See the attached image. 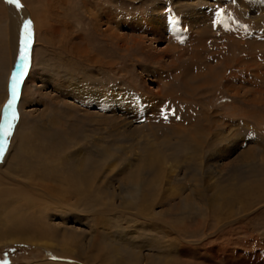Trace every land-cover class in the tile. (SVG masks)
<instances>
[{"label": "rangeland", "instance_id": "rangeland-1", "mask_svg": "<svg viewBox=\"0 0 264 264\" xmlns=\"http://www.w3.org/2000/svg\"><path fill=\"white\" fill-rule=\"evenodd\" d=\"M159 2L178 20L197 13L190 14L181 39L155 42L183 55L152 80L147 55L103 40L99 32L109 24L104 17L96 26L94 14L115 10L130 19L134 11H145L148 18ZM43 3L46 18L39 20L48 26L39 34L50 42H37L34 30L32 55L40 49L37 67L51 77V91L44 98L33 93L32 107H26L0 161V185L17 187L28 163L41 178L53 179L59 192L56 183L65 179L72 187L82 184L83 194L65 195L62 202L47 196L52 209L38 220L46 221L57 243L1 244L0 264H264V0H194L182 7L173 0ZM30 16L25 21L30 18L34 28L37 20ZM5 23L0 20V40L8 35L7 41ZM189 34L202 40L194 42ZM69 37L78 51L71 52ZM83 47L89 58L79 56ZM11 50L0 46V96ZM211 68L218 76L207 81ZM71 78L82 88L117 87L138 96L162 91L160 105L131 120L73 98L78 95L68 86ZM238 90L245 100L234 95ZM230 143V154L217 162ZM134 178H144L146 186L132 199ZM69 242L68 250L76 252L65 256L62 245Z\"/></svg>", "mask_w": 264, "mask_h": 264}, {"label": "bare ground", "instance_id": "bare-ground-1", "mask_svg": "<svg viewBox=\"0 0 264 264\" xmlns=\"http://www.w3.org/2000/svg\"><path fill=\"white\" fill-rule=\"evenodd\" d=\"M43 1L44 0H37L36 2L31 3L32 1L30 2V0H25L26 5L23 8H16L15 6L6 4V2H4L3 0H0V20L2 19L3 21L5 20L6 22L4 27L2 28H4V30L6 29L10 30L9 39L6 41L5 39L8 35L7 36L4 35V39L0 40V46L4 45L8 47L9 45V47L11 46V49H12L11 50L12 53H11L10 61H9L10 64L7 69L6 79L4 83L5 93H2V96H0V112L4 105L3 102H6L8 100L9 95L11 94L10 93L11 77H12V73L14 72L16 68V64H17L20 41L23 36V24L25 23L26 15L27 17L31 15L33 17L32 19L35 18V20H37V22L34 21V30H35V33L38 34L37 42L41 41L43 46L48 41L50 42V38H48L46 35L40 36L39 34L43 26L45 28L48 26L45 23L42 26L40 24L41 20L46 18V17H43V15H41L43 12L42 13L40 12V7L44 5ZM193 1L194 0H173V2H176L175 4L177 3L181 4V7L186 6L185 5L186 3H189V2L192 3ZM34 6L38 7V8L36 7L37 10L34 8ZM45 10H47V7L44 8V11ZM167 11L168 10L164 7L163 3L159 2L158 5L155 4V6L153 7V13L148 18H147L145 11L140 12V13L137 12L139 14H137L134 11L131 14V18L126 19L125 18L126 16L122 14L121 12H119L118 15L115 14V10L112 11L114 14L111 11L103 15L99 13L98 14L95 13L94 18L96 20V23H95L96 26H100V24H102L104 17H105L104 19H107V20H104L103 23H108L109 25H107L104 29L100 30L99 33L103 35V40L109 42L111 45H113V47H118L123 50L134 49V50H137L138 52L144 53V55H147L146 59L149 60L150 62L152 61V63L155 64L153 65L151 63L149 72H148V75L151 76V79H152L156 75H158L159 78L162 77L161 75L162 72L166 71L165 69H168L169 67L175 66L178 59L179 60L182 59L181 55H183L177 49V47L174 48L175 54H173L174 51L172 52L173 55L169 54L170 48L165 46L164 47L165 49L164 48L159 49L158 46H156L155 42L159 40L166 41V40H169L168 38L170 37L181 39L184 36L183 35L184 28H186L187 25L189 24L188 22H190L188 20L190 14L192 15V17H194L193 14L197 13V12H194V13L183 15L182 20H178L175 13L170 14V13H167ZM41 16H42V19L39 20ZM123 25H126L129 31L141 30L143 31V33L142 34L141 33L135 34V33H130V32L123 33L122 31H120V29H123L122 28ZM173 27H175L176 29H174ZM177 27H181L182 29H177ZM191 36L195 37V38L192 37L194 42L196 41L197 43L200 42L201 38H199L198 36H194V35H191ZM64 41L65 43H68L66 40ZM120 41L122 43H120ZM74 42H75L74 39L72 37H69V43H70L69 45L71 47V52H73L74 50L78 51L79 49V45ZM129 44H132V45H129ZM152 49L159 50L160 52L153 55ZM85 52L87 51H85V47H83V49L80 51V53L82 54L79 55L83 59L84 57L88 55L87 54L85 56ZM38 53H40V49L37 48L35 57L32 55V66L30 67V70H29L30 74L27 77H25L24 82L20 85V98L16 104V110L19 114V118L15 122V127L13 128L12 135L14 132H17V125L20 123V121L23 120V113L25 115L28 114L25 111V109L26 107L31 106V103L33 101L32 98L35 97V94H33L35 90L38 93L37 95H39V97H42V98L48 97V94L51 91V90H48L49 85H50L49 81L51 77L48 76L47 73H45L44 68L38 69L37 67L38 63L40 62V61L37 62V59H36ZM86 58H89V57H86ZM91 60L93 62L101 61L96 56H92ZM104 63L112 64L114 63V60L106 61ZM155 67L156 69L158 68L156 73L154 70ZM210 70L212 72L210 76L207 78V81H211L213 77L216 76L217 78L218 76V73L216 74L215 72H213V71H216V68L215 69L211 68ZM190 78L192 80L199 79L198 77L195 78L191 76ZM73 80H74L73 78L68 79V83H69L68 86L73 88V92L75 94L77 92V95H78L77 97H73V98H78V99L82 98L81 101L84 104L85 102L86 103L87 102L96 103L99 106L104 107V109H106L105 111L107 112L119 113L120 115L122 114L123 116L131 118V120L133 119L139 120V118L143 117L148 112L150 111L152 112L153 110L156 111L157 106L160 105L159 101H160V97L162 96L161 95L162 91L151 93L150 95L145 94L143 96H138L137 94H134V92H131V91H123V90L121 91L117 87H108V86L105 87L104 86L100 89H95V88L91 89L88 87L82 88L79 83L76 84L77 82ZM239 91L240 90L236 91L234 95H238L240 98L245 100L244 95L240 94ZM0 119H1V115H0ZM128 127L132 129V126L130 127L129 125ZM227 137L229 138V135H227ZM10 138H9V141H10ZM221 138L224 139L225 137H221ZM222 139H221V142H222ZM235 143L236 142H234V144ZM232 144L231 143L229 144L228 150H226L223 154L218 155L217 162H222L223 160L227 158L229 151L233 147ZM6 154H7V151L5 153V156ZM26 164H27V166H25L26 170H24L26 177L18 181L19 183H17L18 184L17 187H13V188L9 187L8 189H6L0 185L1 187L0 188V245L1 244L8 245L14 242H22V243H25L31 246H41V245L50 246L51 244H54L57 242H55L52 239L53 236H51V234L49 233V230H48L49 228L47 226H44L46 221L41 222L38 220V218L43 215L45 219L47 218L48 215L46 213L50 209H52L51 200L53 199V196H55L59 201L62 202V197H64L65 195L66 196L72 195L73 197H75L76 196L75 192H78V194H83V187L81 186L82 184L81 185L79 184V182H78V185H75L72 187L70 180L68 181V180L62 179V180H59V183H56L61 186L62 192H59V188L55 185V182H53L54 181L53 179L52 181H49V180L44 179L45 177L41 178L42 175H39L38 172L35 171V169L33 170L32 167H29L28 163ZM48 177L49 179H51L50 176ZM54 177L60 178L58 174L54 175ZM82 180H85V179L82 178ZM47 182H51L52 184H49ZM133 186H134L133 190L130 191L132 199L134 196V192H135V195L142 196L141 194H143L145 190L146 181L144 178L143 179L134 178ZM42 188L45 189V191L42 192ZM75 188H77L78 190H76ZM51 191H54V193L53 194L49 193ZM39 192L43 193V196H40L42 194H40ZM10 193H15V197L9 199L8 195ZM47 196L52 197V199L47 200L46 199ZM9 202H10V206H9ZM57 241H58V244H62L61 243L62 240H57ZM65 245L67 248L65 247ZM69 245L71 246L70 242L62 245L63 246L62 254L65 256L66 255L72 256L74 255V252H76V250H74L75 248L74 249L71 248L72 250L71 249L68 250Z\"/></svg>", "mask_w": 264, "mask_h": 264}, {"label": "snow or ice", "instance_id": "snow-or-ice-1", "mask_svg": "<svg viewBox=\"0 0 264 264\" xmlns=\"http://www.w3.org/2000/svg\"><path fill=\"white\" fill-rule=\"evenodd\" d=\"M8 3L15 5L16 8H22L23 5L20 0H8ZM34 41V28L33 22L29 19L23 24V36L20 41L19 54L17 64L11 77L10 85V99L5 105L3 122L0 123V161L4 160L5 153L7 151L9 138L12 136L15 122L19 118V114L16 110V104L20 98V85L24 82L30 72L32 66V45ZM172 115L176 116L175 110L172 111ZM168 118L167 114L164 116ZM177 119L179 117H176Z\"/></svg>", "mask_w": 264, "mask_h": 264}]
</instances>
